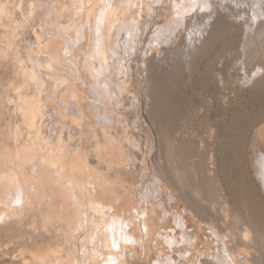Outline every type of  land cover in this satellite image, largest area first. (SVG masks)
Wrapping results in <instances>:
<instances>
[{
  "label": "bare ground",
  "instance_id": "6f19581e",
  "mask_svg": "<svg viewBox=\"0 0 264 264\" xmlns=\"http://www.w3.org/2000/svg\"><path fill=\"white\" fill-rule=\"evenodd\" d=\"M144 1H141L142 6L147 9L146 11L149 10V12L152 11L153 5L156 4V7L157 5H161L153 1L155 4L151 6V3V8L149 7L148 9ZM220 1L222 2L223 0ZM220 1L170 0L169 5L168 2L164 3L162 0L163 6L167 4L171 6V9L173 7L175 16L172 14L174 17L172 18L171 15L169 18L172 19L167 20V22L165 21V24H167L164 25L163 23L162 27L156 25V27L158 26V30L156 28L155 34L153 32V34L151 33L154 37L153 41L152 39L150 40L152 42L151 44L154 46L150 47V54H148V51L145 53V57H143L142 60L139 59L138 63L136 62L137 64L135 66L138 70H141V74L137 76V79L143 84L144 90L141 93L136 91V95L133 94V90L127 87L126 95H122L119 93L122 92V90H118L119 84H117L116 79L122 77L123 72H128V76L130 77L132 67L131 64L130 66L127 64V66V62L124 63V61H126V56L132 55V52H134L133 50H136L137 46L142 43L141 41L146 39L145 36V39H138L140 38L139 35H141L139 34V30H141V28L143 30V25L145 26L143 21L139 20L140 14L144 11L140 10L139 0H68V5L65 1L64 3L60 1L62 4L61 6L58 5L57 10L56 6L52 8V0H0V71H3L6 66H12V63L17 60L14 59L15 54L10 53L11 47L15 41L19 44L21 42L26 43L32 47L31 51H33V53H37V49L42 50L48 58L52 57L50 60L55 62L56 65L61 63L64 67L60 66L58 70L64 72L67 76L69 75L72 80L69 82L74 88L72 89L74 99L69 100V105L73 111V117L74 114H76V119H78L79 122L77 131H71L69 135L75 137L76 135L90 133L94 136L95 143L101 141L105 144H114L115 147L119 146L113 153L120 162H132L134 160L133 150L136 147V136L134 131L138 129L139 120L136 119L134 111L137 113L139 111L138 117L140 115L143 116L145 106V110L147 114H149L147 116H151L152 119L158 117L157 108L159 99L157 100V96L160 94L159 91L161 90L158 89L159 82L165 76H173V74H175L173 68L174 66L176 67L179 62L180 65L182 64L187 70L193 68L194 54L200 51L203 52L206 49L207 45L210 43V39L208 41L206 40L207 43L203 44V46L202 43H204L203 41H205L206 38L208 39L206 35L211 33L212 27L214 28L216 25H219L217 21L221 23L219 26L221 29L226 28V22H230L226 21L229 17L232 18L236 25H241L243 34L245 35L243 46H241L245 51V60L249 62L250 59H255L257 58L256 56L260 55L259 51V53H257V51L250 52V47L255 46L256 48L257 46H264V0H256V3H250L251 5L253 4L250 8V14L248 13L250 10L245 7L248 11H245L243 14L244 17L241 15V13H243L242 10V12L238 14L231 12L227 9L228 1L226 0V4L225 2L221 4ZM86 2H88L89 5L91 3V6L85 5L84 3ZM236 2L241 5L242 1ZM237 3L236 5L238 6ZM251 5H248V7ZM196 6H199L200 9L202 7V9H206V12L203 11L205 13H202L203 15L199 16L200 13L198 14V11L192 14H198L199 18H201L198 19L201 21V25H199L203 28L201 35L199 37H195V35L192 36L189 42H184L181 38L182 41L179 43L178 37L181 36V33L175 35L178 26H180L179 22L181 20H188L190 23L196 22L198 18L197 15V17H190V19L187 15L193 11ZM245 8L242 9L244 10ZM166 9L163 11L165 12ZM168 9L167 11H169ZM67 12H70V21L72 25L69 24V20L67 25L61 20ZM156 12L158 11L156 10L155 13ZM161 12L159 14L160 16L163 14ZM168 14L170 15L169 12ZM152 15L154 16L153 13ZM159 15L158 19H160ZM167 16L166 14V17ZM148 17H151V15ZM52 18H54L53 22L55 23L52 22ZM163 20L166 19L163 18ZM59 22L60 26H71L68 29L72 30L70 33L71 35L69 33L67 37L64 35L66 37L64 39L68 42L65 43V48L61 46L63 50V61L59 58L57 59L55 55L52 56L51 52L52 40L55 42V39H52V24L56 25ZM160 22H162V20ZM227 25L229 24L227 23ZM36 26L37 28L39 27L38 31ZM146 26H148L147 28L149 29V24ZM181 26L184 27V25ZM68 29L66 30L68 31ZM145 31H141L142 34L148 33V30ZM3 32L6 33V37L5 34H2ZM24 33H26L25 40H23L21 36ZM209 37L211 38L212 36ZM2 40H4L3 42L5 44H3ZM177 43L179 44L174 46V44ZM142 45L143 44H141V46ZM17 46L18 48L20 47L18 44ZM86 47L87 50H85ZM47 49L49 50L48 52L46 51ZM164 50L173 51V54L166 57V53L163 52ZM83 52L84 55H82ZM19 53L20 49H17L16 54L19 55ZM82 61L89 62L88 70L85 69ZM256 61H258V59H256ZM258 62L253 68L254 73L249 82L255 83L264 76V61ZM118 70H122V72L118 73ZM21 73H23L24 77ZM85 73L89 75L87 79L84 78ZM36 76H38L37 73L34 74L33 71H28L26 67H23L22 71L16 74V80L21 82V80L24 81V79H34ZM79 83L81 87L78 88L77 85ZM81 88L83 89L82 92L80 91ZM130 94H133L132 97L136 95L138 99L137 102H135V100L133 102L132 106L134 111L125 108V105L129 102ZM122 105H124V107ZM12 106V109L17 110L16 114H18V110H20L19 105L12 104ZM27 112L33 117L29 120V123H27V126L32 131V139L28 144L23 145L22 148H18L16 141L22 133L17 127L11 132L13 137L17 139H14L15 147L13 149L7 147L4 151L5 163L9 165L10 168L0 172V199L11 206L8 214L0 219V254H8L12 250L11 246L17 245L19 247V257L15 256L16 253L15 255L13 254L15 257L13 259L11 258L10 264H18L16 262L18 258L20 264H123L124 261L122 260L126 254L125 249H127L123 240H131L136 236L140 237L145 245L144 248L150 253L153 248L151 245L153 237L154 235L157 236L156 234L160 229V227L157 226L158 224L155 225V215L158 213V206L147 204L149 216H146L140 225L134 220L133 216L138 218L141 217V214H139L137 210L138 206L134 207V204H132L131 196L134 187L139 184L137 183L138 178L127 172H123L121 181L117 178L112 180L109 177H104L99 180L94 177L90 184L83 188L80 183L83 182L81 176L89 178L87 176V169L91 163H94L91 160V156H96V153L93 151L87 153L81 148L79 143H76L75 139L73 142L72 139L66 141L61 140L57 144H54L52 141V149H48L49 147L47 146V150L42 151L43 144L40 143L39 136L41 134V126L37 124L38 121L36 120L37 109L30 105ZM159 117H161V115ZM89 121L93 123L87 125ZM140 128L144 137H142V141H145V144L142 146L146 148L147 152L151 153L153 148L151 149L152 141L150 132L144 126L140 125ZM263 129L261 128L262 131ZM208 139H211V137ZM262 152L263 153L258 155V158L256 156L257 161L255 166L257 168L258 180L261 184L259 186L262 188L260 190H263L262 192L264 193V151ZM19 155L23 158L21 165H18L17 161L15 162L14 160L16 157H19ZM209 160L210 162L212 161L211 159ZM149 163L147 161V164ZM162 163L158 162L161 169L164 167H162ZM147 164L145 166L146 169L148 168ZM167 168H170V166ZM166 176L167 175H165V178ZM168 183L170 182L168 181ZM162 185H164V183ZM164 187L166 188V186H163V188ZM174 187L172 190H174ZM163 188L161 190L165 191ZM170 189L168 191H170ZM172 190L170 192H172ZM41 191L45 192L47 198H38V194ZM176 191L178 190L176 189ZM176 191L175 193H179ZM158 192V187H156V189H149V193H151L152 196L158 194ZM173 193H171V195L174 196ZM183 193L186 192L183 191ZM183 193L180 192L179 197H177L181 199L183 196L181 194ZM183 200L184 199H182V201ZM184 203L187 202L184 201ZM193 205L191 204L190 206L195 207ZM196 208L200 209L198 206ZM196 208L194 210L195 213H197ZM92 209H95V213L89 214L87 210H91L90 212H92ZM135 209L137 213L135 215L132 213L133 216H130V212H134ZM180 213L181 212H179L178 216L183 214ZM229 213L230 212H228V214ZM224 214L225 224L227 225L226 220L228 215L226 213ZM178 216L176 217L178 218ZM87 217L88 219L84 224L83 219ZM173 217L175 216L173 215ZM202 218L204 219L203 214ZM228 218H230V216ZM162 219L161 222L163 221ZM207 219L211 220V218L208 217ZM165 221H167V219ZM183 221L185 220L182 218V223ZM189 222V225L192 224L191 221ZM228 224L230 225L231 222L229 221ZM131 226H134L133 233L126 234V228H131ZM141 227H144L147 232V238L144 236L143 232H140ZM254 229L249 223V225H245L241 231L234 234L231 232L232 235L215 236L217 239H220L218 241L222 244H219L218 248H216L217 250L211 253V257L213 258L211 262H204V260L202 263L264 264L263 245ZM226 230L228 231L229 229ZM190 241L192 240L190 239L189 242ZM200 243L203 244L202 241ZM189 244L190 246L192 244L194 246L196 243L190 242ZM158 245L160 246V244L157 243L156 246ZM206 245H211L210 247L213 246L212 243ZM190 246L189 248H191ZM1 247H4V249H1ZM198 247L200 248V245ZM201 251L203 252L202 249ZM196 253L197 252L193 251V254ZM197 255L200 257V253H197ZM206 255L208 254H205V256ZM205 256H202L203 259ZM188 259L189 258H187V260ZM201 260L199 262L200 264H202ZM187 262H189V260Z\"/></svg>",
  "mask_w": 264,
  "mask_h": 264
},
{
  "label": "rangeland",
  "instance_id": "374dc122",
  "mask_svg": "<svg viewBox=\"0 0 264 264\" xmlns=\"http://www.w3.org/2000/svg\"><path fill=\"white\" fill-rule=\"evenodd\" d=\"M56 1L57 0H52V8L56 6V10L58 9V5L61 6L64 1L67 5L69 4L68 0ZM141 1L144 0H139L140 10H144L145 12L143 11L144 13L142 12V14H140L139 20L143 21L145 26L143 25V30L142 28L139 30V34L141 35H139L140 38L138 39H146L144 41L141 39V44L143 45L141 46L140 44L137 46V48L140 46L138 48L139 51L136 48V50H133L134 52H132V55L126 56V61H124V63L127 62L126 65L128 64L130 66L131 64L132 67L130 77L128 76V72H123L122 77L116 79L117 84H119L118 90H122V92L119 93L122 95H126L127 87L134 91L133 94H136V91L141 93L144 90L143 84L137 79V76L141 74V70H138L135 65L138 63L139 59L142 60L143 57H145V53L149 51L148 54H150L149 49L154 46L151 44L152 42L150 39L153 41L154 35L152 34L155 32L156 28L158 26L162 27L163 23L166 25L167 23L165 24V21L167 22V20H171L175 16L173 7L171 9V6H169L170 0H163V2L165 1L169 4H164V6L163 2H161L162 0H145L146 2L144 1V4L147 5L148 9L151 3V6L155 3L161 4L159 6L157 5V7L155 6L156 4L153 5L152 11L150 10L151 12H149V10L146 11L147 9H145V7L143 8ZM227 1L228 3L226 0L220 2L221 4H224V2L225 4L227 3V9L236 14L243 11L241 15L248 10H250L248 11L250 14V8L253 6V4L251 5L250 3H256V0ZM236 1H242L241 5ZM84 4L89 7L91 6V3L89 5L88 2ZM248 5L251 6L248 7ZM245 7H247L248 10ZM163 8H169V11L166 9L164 12ZM201 9L199 6H196L193 11L187 14L189 19L193 16L197 17L199 13V16L205 14L204 12H206V9ZM154 10L158 12L162 11L161 13L163 14L160 16V12L155 13ZM170 11L173 12L171 13ZM193 12H197L198 14L192 15ZM156 14L159 15L162 22H160L161 20L158 19V15ZM166 14L168 15L167 17ZM150 15L151 17H148ZM171 15L172 18H169ZM199 16L197 21L193 23H190L188 20H179L180 26H178L175 34L179 35L178 33H181V36L178 37L179 43H181L180 41L182 40L184 42H189L192 36L195 35V37H199L201 35L203 28L200 26L201 21L198 19L201 18H199ZM70 17V12H67L64 15L65 19H60L63 20L66 25L69 22V24L72 25ZM163 18L166 20H163ZM53 19L54 18H52V22L54 21ZM231 20L232 18H227L226 21L230 22H226V28L224 29L219 27L221 25L219 21H217L219 25H216L214 28L212 27V31L210 32H214L206 35L208 39L206 38L205 41H203L204 43H202V46L206 44L209 39L210 43L203 52L200 51L194 54L193 68L187 70L182 64L181 66L179 62L176 66L177 68L175 66L173 68L175 74H173V76H165L159 82L158 89L161 90L159 91L160 94L157 96V100L159 99L157 118L152 119L151 116H147L149 114H147L145 106L143 116L140 115L138 117L139 111L138 113L135 112L132 106L134 100L135 102L138 101L137 94L134 95L136 98L132 97L133 94H130L129 102L125 105V108L128 110L132 109L134 114H136V119H139L138 129L134 131L136 136V147L133 150L134 160L132 162H120L113 153L119 146L115 147L114 144H105L101 141L95 143V138L90 133L76 135L75 137L69 135L71 131H77L79 122L78 119H76V114H74L73 117V111L69 105V100L74 99L72 93V89L74 88L69 82L71 79L69 75L67 76L64 72L58 70V67L64 66L61 65V63L56 65L55 62L50 60L52 57L48 58L42 50L37 49V53H33V51H31L32 47L26 43L21 42L19 44L15 41L11 47L10 53L15 54L14 59L17 60L12 63V66H6L3 71H0V172L10 168V166L5 163L4 151L7 147L11 149L15 147L14 139L16 138L13 137L11 132L17 127L22 133L18 140L16 139L18 148H22L23 145L28 144L32 139V131L27 126L29 120L33 118L32 115L27 112L28 107L32 105L37 109L36 120L38 121L37 124L41 126V134L39 136L40 143L43 144L42 151H46L47 146L49 147L48 149H52V141L54 144H57L61 140L66 141L72 139L73 142L75 139L76 143H79L81 148L87 153H91V151L96 153V156H91V160L94 163H91L87 169V176L89 178L81 176L83 182L80 183L83 188L84 186L87 187L94 177L99 180L104 177H109L112 180L117 178L121 181L123 172H127L138 178L137 183H139L135 187L133 185L134 190L131 196L132 204H134V207L138 206L137 210L139 214H141V217L138 218L133 216V214L135 215L137 213L136 209L134 212H130V216H133L134 220L140 225L144 218L149 216L147 204L158 206V213L155 215V225L158 224L157 226L160 227V229L156 234L157 236L154 235L153 237L151 243L153 246L152 251L150 253L147 252L140 237L136 236L131 240H123L127 248L125 249L126 254L122 260L124 261L123 264H200L199 262L203 259L202 256H205V254L208 255L201 260V263L204 260V262H211L213 260L211 253H214L220 244V241H218L220 239H217L215 236L232 235L241 231L244 226L249 225V223L253 229L255 228L254 230L259 240H261L264 249V193L262 192L263 190H260L262 188L259 186L261 184L258 180L257 168L255 166L258 155L264 151V138H262L264 137V76L255 83L249 82L254 73L253 68L256 63L258 61H264V46H257L256 48L255 46L250 47V52L257 51V53L260 52V55L256 56L257 58L255 59H250L249 62L245 60V51L243 47H241L243 46L245 35L243 34L241 25H236L235 22ZM147 23L149 24V29L147 28L148 26H146L148 25ZM227 23L229 25H227ZM156 25L158 26L156 27ZM181 25H184V27ZM70 27L60 26V22L56 25L52 24V39H55V42L52 40L51 52L52 56L55 55L57 59H63V50L61 46L65 48V43L68 42L64 38L68 36V33L70 34L72 32L71 29H68ZM38 28L36 26L37 31ZM65 28L68 29V31ZM144 28L146 31L148 30V33ZM141 31H145L146 34H142ZM2 34H5V37L7 36L5 32ZM21 36L23 40L26 39V33ZM209 36L212 37L210 38ZM4 40H2V42ZM179 43L174 44V46ZM3 44L5 43L3 42ZM17 44L20 46L19 48ZM17 49H20L19 55L16 54ZM85 50H87V47ZM46 51L48 52L49 50L47 49ZM163 52L166 53V57L173 54V51L164 50ZM82 55H84V52ZM256 59H258V61H256ZM248 63L252 64L250 65ZM82 64L86 70L89 69V62L82 61ZM23 67H26L28 71H33L34 74L37 73L38 76L34 79H24V81L21 80V82H18L16 80V74H19ZM120 72H122V70H118V73ZM21 74L23 76V73ZM88 76V73H85L84 78L87 79ZM219 78L222 80L220 81ZM77 87H81V84L79 83ZM80 91L82 92L83 89L81 88ZM12 104L19 105L20 110H18V114H16L17 110L12 109ZM122 106L124 107V105ZM160 115L161 117H159ZM92 123V121H89L87 125H91ZM140 125L147 128L150 132L152 141L151 149L153 148L151 153L147 152L146 148L142 146L145 144V141H142L143 134ZM210 137L212 140L208 139ZM207 158L211 159L214 163L212 161L210 162ZM14 160L15 162L17 161L18 165H21L23 158L19 155V157H16ZM147 161L148 163L150 161V163L147 164ZM158 162H163V169L159 167ZM146 164L148 167L147 169L145 168ZM169 166L170 168H167ZM165 175H167L166 178ZM165 179L168 180L166 181ZM163 183L164 185H162ZM167 185L172 188L170 189ZM163 186H166V188H163ZM174 186L178 191H176ZM156 187H158L160 193L158 192L159 195L155 194L152 196V194L149 193V189H156ZM173 187L174 190H172ZM162 188L165 191L161 190ZM169 189L170 191L172 190V192L168 191ZM175 191L179 193L185 191L186 193L181 194L183 196L180 199L178 198L180 194L175 193ZM171 193H173L174 196L171 195ZM38 198H47V196L44 191H41L38 194ZM182 199L184 200L182 201ZM184 201L187 203H184ZM189 202L192 205L194 204L193 206L195 207H191ZM197 206L200 207V209L196 208ZM195 208L198 214L195 213ZM10 209V204L4 203L0 199V219L8 214ZM90 211L87 210L89 214L95 213V209H92V212ZM179 212L183 214L180 213L181 215L178 216ZM228 212L230 213L228 214ZM201 213L205 220L202 218ZM224 213L231 218L227 217V225L225 224ZM173 215L175 217H173ZM176 216H178V218ZM207 217L211 218V220L207 219ZM182 218L185 220L183 223ZM87 219L88 217L83 219L84 224ZM161 219L163 220L162 222ZM166 219L167 221H165ZM188 219L191 221L192 224L190 225L192 227L188 224L190 223ZM229 221L231 222L230 225L228 224ZM133 229L134 226H131V228L127 227L126 234L133 233ZM140 232H143L144 236L147 238V232L144 227L140 228ZM190 239L192 240L190 241L191 243H196L194 246L193 244L190 246ZM197 239L200 240L198 241ZM201 241L204 245L200 243ZM210 242L213 245L212 247H210L211 245H206L208 243L211 244ZM157 243L160 244V246H156ZM199 245L203 252L198 247ZM189 246L191 248H189ZM18 248L17 245H12V250L9 252L10 254L8 253L9 255L5 253L2 255L1 253L0 264H10L11 258L13 259L15 256L19 257ZM1 249H4V247H1ZM156 249L159 250L157 251ZM193 251L198 254L200 253V257L197 253L193 254ZM206 257H208L209 260ZM187 258H189V262H187ZM18 259L16 262L20 264V260ZM204 262L202 264H204Z\"/></svg>",
  "mask_w": 264,
  "mask_h": 264
}]
</instances>
